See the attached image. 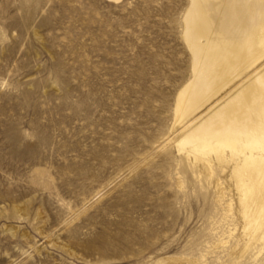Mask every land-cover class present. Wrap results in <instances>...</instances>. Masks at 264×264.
Masks as SVG:
<instances>
[{
	"label": "rangeland",
	"instance_id": "obj_1",
	"mask_svg": "<svg viewBox=\"0 0 264 264\" xmlns=\"http://www.w3.org/2000/svg\"><path fill=\"white\" fill-rule=\"evenodd\" d=\"M189 4L0 0V264L264 260L226 170L174 142Z\"/></svg>",
	"mask_w": 264,
	"mask_h": 264
},
{
	"label": "bare ground",
	"instance_id": "obj_2",
	"mask_svg": "<svg viewBox=\"0 0 264 264\" xmlns=\"http://www.w3.org/2000/svg\"><path fill=\"white\" fill-rule=\"evenodd\" d=\"M183 23L192 75L176 95V148L226 170L244 251L264 255V0H190Z\"/></svg>",
	"mask_w": 264,
	"mask_h": 264
}]
</instances>
